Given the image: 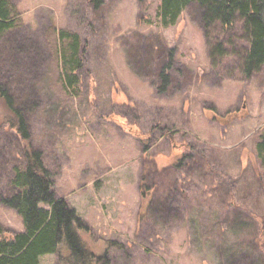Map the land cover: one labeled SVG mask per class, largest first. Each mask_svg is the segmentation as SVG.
<instances>
[{
    "label": "rangeland",
    "instance_id": "1",
    "mask_svg": "<svg viewBox=\"0 0 264 264\" xmlns=\"http://www.w3.org/2000/svg\"><path fill=\"white\" fill-rule=\"evenodd\" d=\"M6 1L0 86L28 139L0 98V201L24 150H39L56 198L88 228L85 249L102 257L85 264H264V64L243 72L240 22L211 27L229 54L219 61L195 7L165 24L162 0ZM73 35L74 90L61 63ZM0 225L24 229L1 204ZM69 258L61 246L39 264Z\"/></svg>",
    "mask_w": 264,
    "mask_h": 264
},
{
    "label": "trees",
    "instance_id": "2",
    "mask_svg": "<svg viewBox=\"0 0 264 264\" xmlns=\"http://www.w3.org/2000/svg\"><path fill=\"white\" fill-rule=\"evenodd\" d=\"M88 3L93 4L94 8L100 6V0H89ZM192 7H195L197 23L207 35L206 40H209V56L220 61L229 55L224 42L219 40L220 36L211 27L220 24L223 30L239 21L246 40V48L240 51L244 61L243 72L249 74L252 70H260L264 64V0H162L159 18L165 24H172L188 8L193 11ZM10 10L8 2L0 0V33L13 25ZM61 38H65L63 34ZM69 39L71 51L69 54L65 50L62 52L61 63L70 72L66 73L65 84L74 90L78 81L73 72L80 64V42L78 35ZM163 73L162 70L160 75L163 76ZM166 77L163 78L162 87L167 83ZM0 98L11 114L9 128L15 129L23 140L28 139L23 116L12 108L11 97L1 86ZM257 151L264 165V132L257 144ZM24 157V169L17 171L10 182L9 194L0 201L1 205L13 209L21 217L24 229L10 233L0 225V264H39L40 256L57 253L61 246L66 249L70 257L68 260L74 264H85L93 258L101 259L87 251L81 241L79 231L87 230L86 224L63 198H56L41 152L24 150Z\"/></svg>",
    "mask_w": 264,
    "mask_h": 264
}]
</instances>
